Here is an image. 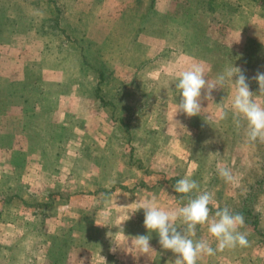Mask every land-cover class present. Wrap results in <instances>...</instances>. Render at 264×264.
Returning a JSON list of instances; mask_svg holds the SVG:
<instances>
[{"label":"rangeland","instance_id":"374dc122","mask_svg":"<svg viewBox=\"0 0 264 264\" xmlns=\"http://www.w3.org/2000/svg\"><path fill=\"white\" fill-rule=\"evenodd\" d=\"M87 1L0 0V69L8 77L13 72H19L18 61L26 55L27 49H29H26L25 45L34 44L37 41L35 36L41 37L38 41L41 43L39 44L41 50H49L54 45L53 43H59V46L56 47L59 52L65 50L67 54H71L70 58L72 60L68 64L73 67L71 78H69L71 74L67 73L68 77H62V79H59V83L55 84L54 87H49L44 92L42 91L44 85L40 83L41 70L38 76L36 73L31 75L28 62L25 64L27 69L24 70L26 71V73L24 72V81L31 88L30 93L32 95H30V98L36 99V102L42 105L46 101L50 104L53 102L56 106H61L66 102L70 103L72 109L70 115L72 116L76 112L73 107L76 99L72 97L67 101L68 95L63 91V86L71 80L70 85L72 87L87 90L88 103L93 111L92 116L90 115L92 119L96 113L95 111L103 107V111L99 113L98 118L107 121L109 131L114 130L116 139L108 145L116 150L111 158H116L112 164H115L114 168L120 169V174H110L108 171L109 166H101L100 168L107 169H104L101 174L97 172L93 180L95 181L96 178L101 177L105 184L110 182L125 183L120 187L117 196L118 204L117 207H114L112 215L108 211L106 216L103 217L105 219L103 223L107 224L103 225V228L107 227L110 236H112V252H116V264H174L176 256L170 250H165L160 246L158 243L159 237L155 231L149 233L144 227L143 209H139L134 213L132 211L139 202L149 198H154L156 202L160 199L167 200L166 205L160 204L161 208L165 210L177 209L187 203L189 196L195 197L203 192L212 195V201L209 204L210 221L215 218L217 208L227 207L230 211L241 213L244 216L245 223L239 228V231L247 235L249 243L247 247L237 246L236 248L217 251L212 256L204 255L198 259L197 264H264V143L259 141L249 142L244 127H236L231 108L234 86L231 85L233 92L227 94V96H222L221 89H217L211 93V97L206 98L202 90L200 114L188 117L183 113L175 114V107L180 100L179 96H177L176 101L174 97L167 94H160L159 96L158 91L153 90H165V87L172 86V80L163 77H150L148 79L144 78L142 73L139 76L136 73L131 78H118V81H116V78L113 79L109 76L113 72H119L118 62L108 51L109 41L103 47L104 55L101 54V51L95 53L96 50L87 45L86 40L83 38L85 31L81 33L77 31L78 29L70 27L69 23L74 19L80 24L78 27L85 24L87 27L92 17H94V15L84 14L83 12L86 9L90 10ZM214 1L213 9L210 10L211 12L215 11V14L212 13L213 15L194 14V11L191 12L192 10L187 7L192 5L196 11H206L204 9L207 4L204 3V0H183L181 3L182 8L179 5L173 8L170 7L169 14L155 17L154 23L158 20L167 22L172 26V32L175 31L174 26L177 24L176 28L180 35L183 28L188 39H193L198 44L199 56L203 59V62L210 61L209 65L214 67L211 73L214 72L215 76L222 73L227 67V64L224 65L227 63V59L230 60L231 58L235 63L232 65L238 66L237 47L231 46L228 48V45L224 44L226 29L230 24L242 25L244 20L250 18V14L243 15L241 10L237 9L236 4L233 3L235 0ZM260 1L264 4V0ZM149 2H151L150 6H153V0H148ZM251 2V0H247V5L252 6ZM93 5L94 2L92 1L91 6ZM150 6H147V8H150ZM208 6L211 8L210 5ZM251 6L247 7L250 9ZM153 10L151 9V13L157 16V13H154ZM65 11L67 13L64 15L65 19H63L61 14ZM55 12L58 14L56 15ZM55 16L56 20L54 21ZM63 20L69 24L68 29H65ZM55 22L57 23L55 24ZM141 27L142 22L138 26L136 34L142 31ZM184 30L182 34H184ZM118 33L121 34L120 31L113 32L114 37ZM191 33L193 36H191ZM30 41L32 42L30 43ZM62 42H66L67 45L63 46L64 43ZM33 48L36 51L37 47ZM135 48V52L142 53L140 51L142 47L138 48L135 45ZM196 48L198 47L195 46L194 51ZM75 52L80 53V55L78 53L79 62L73 61ZM139 54L132 55L139 60L143 56ZM10 56L12 57L10 58ZM16 56H18L16 59L18 61L15 60ZM153 58L156 59L155 56ZM241 58L243 57L241 56ZM262 58L263 63L259 68H254L258 64H255V58L253 57H248L246 62L244 59L239 60L240 65L245 70L244 74L249 78L248 83L250 91L253 92V99L264 105V94L259 92L258 83L251 79L258 71L264 72V56ZM137 60L132 64L127 63L128 66L136 67L135 71L141 70L137 67L140 66ZM152 60L150 64H147L148 72L150 75L152 73L158 74L160 67L156 61L152 62ZM59 65H65L69 68L65 63ZM39 68L41 67L39 66ZM2 81L4 80L0 77V83ZM45 96L46 98H43ZM213 97H215L214 100ZM40 98L42 99L37 100ZM3 105V107H0L1 116L4 114L3 109L6 108L5 102H3ZM224 107L227 108V117L219 119V113L223 111ZM49 109L37 111L38 115L35 116L37 126H35V129H32V133H28L24 129L25 133L23 135L20 133V136L21 139H24V136L28 134L31 137L32 144L34 143L37 147L44 146V148L51 150V146H55V143H57L55 137H59V128L56 127V131L55 129L51 131L49 123L45 124ZM79 116L85 117L84 114H78L77 117L80 120L82 119ZM55 118H58L56 113ZM71 126L73 127L70 128L69 133L71 139L76 137V140H72L68 145L71 151L69 158L71 157V165L73 166V158L82 157L79 154L83 150L86 148L91 149V147L96 148V145L93 143V138L90 137L94 133L95 127L91 128L89 136H87L80 129V126L78 127V123L74 126L71 124ZM143 126L146 128L149 126L148 131L144 130L145 137L146 135L150 136V142L147 143V146H150L149 153L143 152L142 147L144 145L141 141H138L143 135ZM78 136H81L80 143ZM4 142L7 147H2ZM8 142L10 143V141ZM8 142L1 135L0 152L2 148H6L7 153L9 152L10 144ZM23 144L26 145L24 141ZM21 145L22 143H19L18 148ZM145 149H147L146 144ZM24 153L27 155L28 151L26 150ZM148 156L151 164L147 163L148 159L146 157ZM111 158L106 159L110 165ZM88 160L92 163L91 160L94 159L89 158ZM83 161L84 158L80 160L81 163ZM94 162L97 163L96 159ZM125 164L133 166L136 173L130 174V171L127 170L130 167L122 166ZM218 165L230 170L233 176L231 182H226L219 176ZM81 166V168H84V164ZM93 167L95 166L93 165ZM110 167L112 168V166ZM184 177H189L197 182L198 188L193 190L192 193L180 194L174 191L173 185L178 179ZM80 178L83 179V176ZM71 186L72 184L69 187L70 190ZM42 193L44 192H41L40 195L34 193V200L37 198L42 200L38 205L41 223L43 219L48 218L49 214L52 215L54 212V208L51 207L52 198L60 197L58 192L52 190ZM66 193L68 192L62 191L61 196ZM48 204H50L49 207ZM126 219L128 221L124 222ZM253 220H255V223H252ZM34 222L31 220V226L34 225ZM177 224H180L179 220ZM124 226H126V232L130 236L124 237L125 235L121 234L122 231L126 233L123 230ZM180 229L181 226H178V230ZM207 229V224L197 225L195 235L191 238L194 241L207 240L210 246L215 248V238L210 235ZM138 235H150L149 242L152 249L147 254L141 253L133 246L132 242ZM4 242L6 243V240ZM92 246L88 245V247ZM42 257L40 256L37 259L39 261L36 264H46ZM53 259L55 263L59 261L58 257ZM80 263L77 258L71 262V264Z\"/></svg>","mask_w":264,"mask_h":264},{"label":"crops","instance_id":"0c3cea01","mask_svg":"<svg viewBox=\"0 0 264 264\" xmlns=\"http://www.w3.org/2000/svg\"><path fill=\"white\" fill-rule=\"evenodd\" d=\"M92 1L94 2L93 6H91ZM251 1L252 6L247 5V0H235L233 2L243 15L250 14V18L244 20L240 26L230 24L226 29V40L224 39V44H227L228 48L237 47L236 53L239 57L237 67L243 71L245 70L240 65V60L244 59L246 62L248 57H253L255 64H258L254 68H259L263 63L262 56H264V4L260 0ZM182 2L183 0H153V6H150L151 2L148 3V0H88L90 10L86 9L83 12L94 15V17L87 27L86 24L78 27L80 24L76 19L69 24L71 28H76L81 33L85 31L83 38L87 45L96 50L95 53L101 51V54L104 55L103 47L109 41L108 51L119 65V72H113L109 75L113 79L116 78L118 81V78H131L136 73L137 76L142 73V76L148 79L150 77L170 79L173 82L172 86L165 87V90H153L158 91L159 96L160 94H167L177 101V96L180 97V95L175 88V76L190 64H202L206 69V79L209 81L214 80L217 76H214V72L211 73L214 67L209 65L210 61L203 62L199 56V50L195 51V54L182 51L184 47V41L181 39L183 29L180 35L176 28L177 24L174 26L175 31L172 32V26L167 22L158 20L154 23L155 17L162 14L167 16L170 7L179 5L182 8ZM145 3L150 8H147ZM204 3L207 4L204 9L206 11H196L192 5L187 7L192 10L191 12L194 11V14H215V11H210L213 7L209 8L207 0H204ZM228 3L230 4V2ZM247 6H251V8L249 9ZM151 9H154L153 11L157 13V16L151 13ZM66 13L67 11L62 12L63 19H65ZM63 21L65 29H68L69 24L67 21ZM141 22L142 31L136 34ZM118 31L121 34L118 33L114 37L113 32ZM35 39L37 41L34 44L25 45V48L29 49H27L25 56L21 55L23 56L22 59L18 61L16 60L18 56L15 58L19 62V72H13L8 77L0 69V77L4 80L0 83V107L4 106L3 102H5L6 107L3 109L4 114L0 115V140L2 135L6 142L10 141V143L8 142L10 144L9 152L7 153L6 148H2L0 152V264H36L40 256H43L42 259L46 264H54L53 258L56 257L59 261H56L55 264H71L76 258L82 264H116V252H112V236H110L107 227L103 228V225L99 224L103 223V220L105 221L103 217L108 211L112 215L114 207H117L118 204L117 196L120 187L125 183L110 182L105 184L101 177L96 178V182L93 180L97 172L101 174L104 169H107L100 168L101 166H109L110 174H120V169L114 168L115 164H112L116 158H111V155L116 150L108 145L116 139L114 130L109 131L107 121L98 118L103 107L95 111L93 119L90 117L93 111L88 103L87 90L72 87L70 85L71 80L66 83V87L63 86V91L68 95L67 101L72 97L76 99L73 107L77 113L75 112L72 116L70 115L72 112L70 103L66 102L61 106H56L53 102L50 104L46 101L42 105L37 103L36 99L30 98L32 95L30 93L31 88L24 81L26 63L29 62L28 69L31 71V75L36 73L38 76L41 70L40 83L44 85L42 88L44 92L49 87H54L55 84L59 83V79L62 77H68L67 73L71 74L73 71V67L68 65L72 60L71 54H67L65 50L59 52L56 49L59 43H53L54 45L49 50H41L39 47L41 43L38 42L41 37L35 36ZM62 43H64L63 46L67 45L66 42ZM135 45L138 48L142 47L141 54L139 51L135 52ZM33 47H37L36 51ZM78 53H74V62H79L80 53L79 55ZM132 54L143 56L137 60L138 58ZM135 60L140 63V66H137L138 69H141L139 71H135L136 67L127 64H132ZM151 60L158 63L160 67L158 74H149L147 64H150ZM54 63L56 64L54 65ZM60 63L67 64L69 68L65 65V67L60 66ZM227 63L228 65L231 64L230 67L235 64L231 58L230 60L227 59ZM142 66L143 68H141ZM71 76L72 74L69 75V78ZM235 78L233 77V79ZM231 85L234 86V83L228 81L224 88H220L222 96H227L233 92ZM214 99L215 97H213ZM44 109H49L45 124L49 123L51 131L56 127L59 128V137H55L57 143L55 146H51V150L44 148V146L37 147L34 143L32 144L28 134L24 136V139H21L20 136V133L23 135L25 130L32 133V129L34 130L37 126V118H35L38 115L37 111ZM226 111L227 108L224 107L223 112ZM78 114H84L85 117L79 116L82 119L80 120L77 117ZM76 123L87 136H89L91 128L95 127L94 133L90 137L93 138L96 148L91 147V149L83 150L79 154L82 157L72 159V166L71 157L69 158L71 151L68 145L72 140H76V137L71 139L69 133L71 124L74 126ZM147 127L149 128V126ZM148 128L143 126V135L139 139L137 138L144 145L142 147L143 152L146 151L147 153L150 151V146H147V143L150 142V136L146 135L145 137L144 130L148 131ZM78 139L80 143L81 136H78ZM23 141L26 145L23 144ZM19 143H22L20 148H18ZM145 144L147 149H145ZM2 147H7L5 142ZM26 150L28 151L27 155L24 153ZM83 158L84 161L81 163L80 160ZM89 158L96 159L97 163L94 160H91L92 163L89 162ZM107 158H111V165L106 160ZM146 158L148 159L147 163L151 164L150 157ZM83 164L84 168H81ZM122 166L130 167L131 170L127 169L130 174L136 173L133 166L128 164ZM82 176L83 179L80 178ZM51 190L58 192L60 197L52 198L51 207L54 208V212L52 215L49 214L48 218L43 219L41 223L38 205L42 200L39 198L34 200V193L40 195L41 192L45 193ZM62 191L68 193L61 196ZM28 197L30 198L28 199ZM166 201L160 199L157 204L160 206L162 203L164 206ZM131 214L133 213L131 212ZM30 219L35 221L33 226H31ZM126 221L128 219L124 222ZM125 227L123 230L126 232ZM121 234L125 235L124 237L130 236L128 232L123 233L122 231ZM88 245L93 246L88 247Z\"/></svg>","mask_w":264,"mask_h":264},{"label":"clouds","instance_id":"9594fccd","mask_svg":"<svg viewBox=\"0 0 264 264\" xmlns=\"http://www.w3.org/2000/svg\"><path fill=\"white\" fill-rule=\"evenodd\" d=\"M233 77H236L233 79ZM251 79L259 85V92L264 94V72H257ZM249 78L244 71L235 66L227 67L217 77L209 81L206 79V69L200 63H193L175 76V88L179 91L180 100L175 107V114L183 113L188 117L200 114L202 90L206 98L211 97L214 90L224 88L226 82L234 83L232 99V116L237 128L244 127L245 135L249 142L264 143V105L253 99L250 91ZM227 112H220L219 119H225ZM218 174L226 182H231L233 176L226 167L217 166ZM174 191L180 194H189L198 188L195 180L189 177L178 179L173 185ZM212 195L208 192L189 196L183 206L165 210L161 208L154 198H149L138 203L133 213L143 209L144 227L151 233L158 234V243L165 250H170L175 256L174 264H197L200 257L212 256L217 251L239 247H247V235L239 231L244 223L241 213H234L225 207L217 208L215 218L209 220V204ZM180 224H177V221ZM98 224V223H97ZM208 225V232L215 238L216 247L210 246L207 240H193L197 225ZM99 225H107L100 223ZM178 226L181 229L178 230ZM150 235H138L133 246L141 253L147 254L151 248ZM115 251V249H113Z\"/></svg>","mask_w":264,"mask_h":264},{"label":"trees","instance_id":"16d2710c","mask_svg":"<svg viewBox=\"0 0 264 264\" xmlns=\"http://www.w3.org/2000/svg\"><path fill=\"white\" fill-rule=\"evenodd\" d=\"M207 2H208V5H210V7L212 8L213 6H214V1L213 0H207ZM56 13V15L58 14L57 12H55ZM56 20V16L54 17V21ZM57 22H55V24H56ZM183 29V28H182ZM184 30V29H183ZM181 32H182V30H181ZM183 35H185L184 36V38H182V40L184 41V47H183V49H182V51L184 52V51H186V53H190V54H193V53H195V51L197 52L198 50H199V46H198V44H196V42L195 41H193V39H188V37H187V33H186V31L184 30V34ZM191 36H193L192 35V33H191ZM198 47V48H196V50L194 51V47ZM171 49H173V47H170ZM222 63H223V61H222ZM227 64V67H230V65L231 64H229L228 65V63H225L224 65H226ZM226 67V68H227ZM255 220H253V222L252 223H255L254 222Z\"/></svg>","mask_w":264,"mask_h":264}]
</instances>
